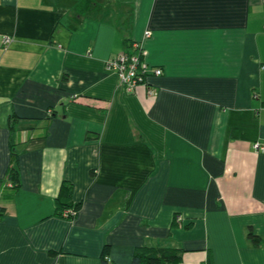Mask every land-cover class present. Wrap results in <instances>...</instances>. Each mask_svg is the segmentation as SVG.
<instances>
[{"label":"crops","instance_id":"1","mask_svg":"<svg viewBox=\"0 0 264 264\" xmlns=\"http://www.w3.org/2000/svg\"><path fill=\"white\" fill-rule=\"evenodd\" d=\"M133 41L162 72L128 90ZM262 140L264 0H0V264H264Z\"/></svg>","mask_w":264,"mask_h":264},{"label":"trees","instance_id":"2","mask_svg":"<svg viewBox=\"0 0 264 264\" xmlns=\"http://www.w3.org/2000/svg\"><path fill=\"white\" fill-rule=\"evenodd\" d=\"M131 42L128 43V46ZM14 114L8 116V128L10 132L14 129ZM9 162L6 167L4 178L9 182L11 193L15 192L19 185L18 170H17V154L14 150V143L9 144ZM71 185L65 181L61 183L59 193L56 197V212L69 216L76 212L81 205L80 201L72 202L70 199ZM2 208V206H0ZM247 237L253 245H259L261 242L260 236L253 231L251 226L248 227ZM181 247L174 246H155V245H140L136 246L132 252L130 264H181ZM106 262V259H103Z\"/></svg>","mask_w":264,"mask_h":264},{"label":"built area","instance_id":"3","mask_svg":"<svg viewBox=\"0 0 264 264\" xmlns=\"http://www.w3.org/2000/svg\"><path fill=\"white\" fill-rule=\"evenodd\" d=\"M149 30H145L144 35L148 36ZM10 35L4 34L2 36V45L5 47L10 41ZM145 50L137 42H131L128 49L120 52L116 56L110 58L106 67L112 69L118 75L120 83L128 90H131L136 84L143 82L147 74H160L162 72L160 67L151 66L145 59ZM153 93L152 90H148ZM256 150L264 149V140L256 141L253 144ZM66 213V211H64Z\"/></svg>","mask_w":264,"mask_h":264}]
</instances>
